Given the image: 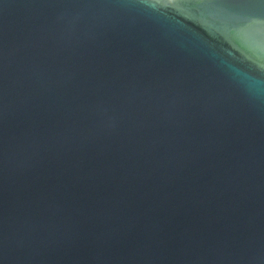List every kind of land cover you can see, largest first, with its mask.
<instances>
[{"label":"water","instance_id":"1","mask_svg":"<svg viewBox=\"0 0 264 264\" xmlns=\"http://www.w3.org/2000/svg\"><path fill=\"white\" fill-rule=\"evenodd\" d=\"M0 264H264V4L0 0Z\"/></svg>","mask_w":264,"mask_h":264},{"label":"snow or ice","instance_id":"2","mask_svg":"<svg viewBox=\"0 0 264 264\" xmlns=\"http://www.w3.org/2000/svg\"><path fill=\"white\" fill-rule=\"evenodd\" d=\"M259 2H260L261 4H264V0H259Z\"/></svg>","mask_w":264,"mask_h":264}]
</instances>
